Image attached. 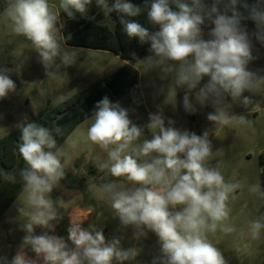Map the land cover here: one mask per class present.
<instances>
[{"label":"clouds","instance_id":"obj_1","mask_svg":"<svg viewBox=\"0 0 264 264\" xmlns=\"http://www.w3.org/2000/svg\"><path fill=\"white\" fill-rule=\"evenodd\" d=\"M93 0H60L59 8L68 18L87 16ZM106 19L115 13L126 35L140 45H149L142 62L145 72L159 70L161 80H170L159 93L163 105L176 106L178 89L186 113L195 114L198 107L211 105L207 120L214 128H239L250 125L244 115L230 111L233 103L247 108L252 104L245 91L257 92L264 86V76L249 69L253 55V38L264 45V0L249 4L247 0H146L143 6L130 0H95ZM152 29L137 19L144 10ZM243 9V11L239 10ZM4 14L11 32L31 42L47 76L53 69L74 64L59 35V17L49 0H7ZM95 19V17H91ZM255 23L249 33L242 21ZM208 38L204 28L209 27ZM14 69L0 67V100L15 92L10 78ZM208 77L201 86L202 80ZM86 131V139L106 152L97 169L112 177L100 186L120 230L133 229V239L158 238L159 254L151 264H226L218 247L208 239L217 230L228 234L235 226L229 223V198L239 181L225 180L218 164L212 166V144L209 132L202 135L176 128L166 117L163 106L149 114L146 126H139L129 110L104 96L95 105ZM145 128L151 139L144 138ZM59 126L45 127L27 122L20 128L18 152L25 167L5 179L22 185L23 203L20 214L26 216L22 238L15 256H0V264H124L134 261L140 250L122 247L124 238L106 240L103 229L82 226L73 221L67 238L55 234L60 215L49 194L65 178L62 153L57 148ZM69 137L75 147L81 136ZM127 182V183H125ZM249 191L264 198L261 183ZM27 209V211H25ZM40 227L42 233L34 234ZM264 230V215L250 222L249 235L259 239ZM70 242V243H69ZM34 254L29 256L28 252Z\"/></svg>","mask_w":264,"mask_h":264},{"label":"rangeland","instance_id":"obj_2","mask_svg":"<svg viewBox=\"0 0 264 264\" xmlns=\"http://www.w3.org/2000/svg\"><path fill=\"white\" fill-rule=\"evenodd\" d=\"M59 2L60 0H49L59 17L61 26L59 35L63 37L62 43L65 50L72 55L74 64L53 69L55 74L47 76L31 42L11 32L10 22L4 14L7 0H0V67L14 69L10 73V78L16 85L15 92L0 100V139L27 122L37 121L44 109L63 103L125 65L131 66L139 72V86L116 98L114 102H119L122 107L128 109L130 119L139 126H146L149 114L157 112V106H163L166 126L167 119L170 118L175 121L174 126L178 129L195 132L197 135H202L206 130L209 132L213 152L209 163L212 166L218 164L226 181H239L243 188L237 189L229 198L231 209L229 223L233 224L236 230L228 234L217 230L214 235L209 234L208 239L219 248L226 264H264V230L256 240H253L248 232L250 222L264 215L263 198L249 191L250 186L258 180L262 188L260 158L264 153V86L255 93L248 91L243 93L252 100V104L247 108L239 102L233 103L231 97H227V102L232 104L230 111L235 115H244L251 121L250 125L239 128H214L207 120V114L214 111L210 104L203 108L197 106L198 111L195 114L184 111L183 89L177 90L175 108L171 104L163 105L165 96L159 93V88L167 87L170 80H161L159 70L145 72L142 62L145 57L128 61L109 51L68 46L62 34L65 13L59 8ZM206 2L211 3V0ZM255 2L256 0H247L249 4ZM106 22L109 24V21ZM242 23L250 34L255 31L253 21L245 20ZM110 26L113 27V23ZM209 30L210 26L204 28L205 39L208 38ZM252 43L256 59L250 62L248 67L252 71H257L258 75L264 76V45L254 38ZM207 80L208 77H205L201 86ZM90 123L91 118L79 124L70 134L69 137L75 138L74 134L82 137L75 147L68 142L69 137L59 147L63 154L61 160L65 172L73 175V181L78 187L68 186L61 180L60 185L49 194L61 217L55 234L67 238V229L71 226L72 220L82 221L83 227L95 225L103 229L106 240L114 236H123L121 241L123 248L136 247L140 250L134 261H125L124 264H151L153 257L159 254L158 238L150 232L147 238L137 241L132 238L131 227L120 230V222L118 218H114L100 190L104 182L123 181V178L112 177L97 169L96 163L106 159V152L87 141L86 131ZM144 138L151 139V133L146 128ZM19 169L15 167L12 173L18 172ZM1 174L3 175V171L0 170ZM22 203L21 193L0 218V256H6L8 259L15 256L22 244L23 236L26 235L23 231L26 216L19 212ZM77 206L81 211L68 216ZM41 233L42 229L36 227L34 234Z\"/></svg>","mask_w":264,"mask_h":264},{"label":"trees","instance_id":"obj_3","mask_svg":"<svg viewBox=\"0 0 264 264\" xmlns=\"http://www.w3.org/2000/svg\"><path fill=\"white\" fill-rule=\"evenodd\" d=\"M130 2L143 6L146 0H130ZM146 11L145 9L135 19L145 27L152 29L153 26L147 20ZM91 17H95V19H91ZM106 21H109V24ZM111 22L113 27L110 26ZM62 34L68 46L109 51L128 61L150 55L149 45H140L135 38L130 39L119 24L117 15L113 13L110 19H106L100 9L96 7L95 0L89 6L87 16L77 13L73 18H68L65 14ZM138 86L139 72L135 68L125 65L63 103L44 109L40 112L38 120L33 122L48 128L61 127L63 134L56 137L57 148H59L79 124L94 115L96 103L104 96H108L114 102L116 98L137 89ZM20 128L0 139V170L3 171V175H0V218L22 193V185L18 176L15 183L5 179V176L12 173L15 167L20 169L25 167L18 152ZM260 164L262 167V189L264 190V153L261 155ZM73 180V175L65 172V178L62 181L68 186L77 185L78 187V184H75Z\"/></svg>","mask_w":264,"mask_h":264},{"label":"crops","instance_id":"obj_4","mask_svg":"<svg viewBox=\"0 0 264 264\" xmlns=\"http://www.w3.org/2000/svg\"><path fill=\"white\" fill-rule=\"evenodd\" d=\"M10 208H11V207H10ZM10 208H9V209H10ZM9 209H8V210H9ZM79 210L81 211V208H80V207H78V206L75 207L73 210H71V212L68 214V216H70L73 212H77V211H79ZM65 225L67 226V223H66ZM56 235H57V234H56ZM28 255H29V256H34L33 253H28Z\"/></svg>","mask_w":264,"mask_h":264}]
</instances>
